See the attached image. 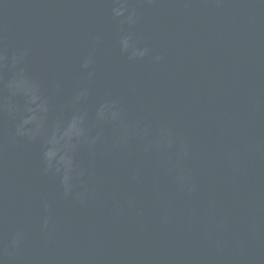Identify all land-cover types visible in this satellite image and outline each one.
<instances>
[{
  "label": "water",
  "instance_id": "obj_1",
  "mask_svg": "<svg viewBox=\"0 0 264 264\" xmlns=\"http://www.w3.org/2000/svg\"><path fill=\"white\" fill-rule=\"evenodd\" d=\"M125 2L135 24L113 16ZM0 53V264H264V0H0ZM113 101L152 135L120 143L121 123L98 120ZM30 109L35 139L17 132ZM76 115L89 142L66 197L43 152Z\"/></svg>",
  "mask_w": 264,
  "mask_h": 264
},
{
  "label": "clouds",
  "instance_id": "obj_2",
  "mask_svg": "<svg viewBox=\"0 0 264 264\" xmlns=\"http://www.w3.org/2000/svg\"><path fill=\"white\" fill-rule=\"evenodd\" d=\"M113 16L120 19V24H135L138 20L137 13L135 11L129 13L128 6L125 3H119L117 7L113 8ZM121 50L125 53L129 51L132 45V37L130 35H123L121 38ZM26 53H21L19 56H13L12 62L15 66L19 64L22 60L23 56ZM151 50L148 47H144L143 49H134L132 52V56L130 58H144L150 56ZM6 57L3 53H0V65L3 64ZM162 59L161 56L157 55L154 57L156 62H159ZM92 63L91 58L87 59L83 67L88 68ZM9 88L13 90H22V86L26 87L27 92H34L35 86L28 85V82L25 80H13L9 85ZM26 92V94H27ZM83 95V93L81 94ZM35 102V98L33 97V103ZM116 101L111 103H106L101 106L98 111V120L100 121H113L121 123V137L120 143L128 144L132 139H140L146 140L152 135V130L149 125H144L141 127L140 123L137 122L135 126L124 123V118L122 116V110H117ZM48 109L45 107L42 111H47ZM33 112V115L24 119L20 127L17 129L18 135L20 136H29L32 139L36 138V135L42 130L43 123L39 122L37 115H35L36 109H30ZM85 120L84 117L80 115L73 116L67 127L60 129L57 126L54 131L50 144H55V147H47L43 152V163H44V171L45 173L55 172L62 173L61 176V186L63 189V193L66 197L72 196L75 188L74 184V173L76 176L82 177L84 175L83 171L77 172L74 166V159L70 153L76 148V143L78 141L84 140L87 141L86 138V130L84 127ZM28 125H35V128H28ZM98 137L90 141V143L95 144ZM177 143V139L173 137L171 130L167 125H161L159 132L155 138V147L158 150H167L171 149L174 144ZM152 142L146 145V147H151ZM180 150L183 154H187L188 148L185 144L184 140H179ZM185 177L181 175L180 181L183 183ZM77 198L83 203L86 200V195L83 192L77 193ZM45 211L48 212L51 208L50 204H45ZM51 223V215H45L42 220V229L48 230L49 225ZM25 238V234L23 230L18 229L10 239L8 246L3 250L4 253L8 255L14 254L16 250L19 249Z\"/></svg>",
  "mask_w": 264,
  "mask_h": 264
}]
</instances>
